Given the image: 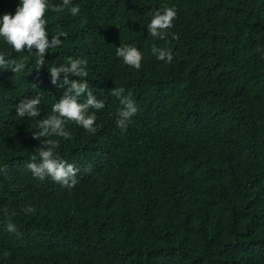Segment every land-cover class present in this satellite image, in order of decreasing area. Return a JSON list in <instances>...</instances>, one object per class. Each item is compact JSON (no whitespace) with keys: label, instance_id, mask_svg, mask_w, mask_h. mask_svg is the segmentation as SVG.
<instances>
[{"label":"trees","instance_id":"1","mask_svg":"<svg viewBox=\"0 0 264 264\" xmlns=\"http://www.w3.org/2000/svg\"><path fill=\"white\" fill-rule=\"evenodd\" d=\"M19 4L0 0V16ZM164 7L177 16L161 40L147 24ZM45 20L49 40L67 36L39 69L35 51L0 38V54L25 64L0 68V264H264V0H71ZM119 46L143 53L139 70L115 55ZM69 58L87 60L104 101L95 134L69 121L71 138L53 137L79 169L71 189L26 167L46 139L33 136L38 121L65 95L48 68ZM115 87L138 107L123 134ZM37 94L40 116L18 117L20 100Z\"/></svg>","mask_w":264,"mask_h":264},{"label":"clouds","instance_id":"2","mask_svg":"<svg viewBox=\"0 0 264 264\" xmlns=\"http://www.w3.org/2000/svg\"><path fill=\"white\" fill-rule=\"evenodd\" d=\"M71 0H62V4L50 5L48 0H20L15 15L5 13L0 16V38H3L16 53L36 54V68L45 65V53L50 49L61 46V37H66L67 33L57 30L48 38L46 30V12L51 8L52 11L62 12L70 4ZM72 15L79 13V7L73 6L70 9ZM150 23L147 24L148 33L153 38L164 40L168 36V30L173 26V21L177 16L174 7H164L163 10H155L152 14ZM175 36V34H173ZM178 39V37H175ZM152 54L160 61L171 63L173 53L170 48L156 47L151 49ZM115 55L121 58L124 64L139 70L143 59V53L133 46H119L116 48ZM87 60L83 58H69L66 64L48 68L51 81L58 87L65 88V95L52 106V115L38 121L34 138H46L41 140V146L35 149L30 157V162L26 164L34 178L41 181L51 178L53 181L69 189L77 184V174L79 169L73 164L68 163L58 157L56 147L57 139L65 140L71 138V133L67 129V122L71 121L82 127L88 133L96 132V111L104 107L103 100H97L93 95L92 89L87 81ZM0 68L11 70L14 73L22 72L25 68L23 62L16 59H6L4 54H0ZM61 76L63 77L61 79ZM76 76L80 79H69ZM33 87H36L33 85ZM86 93L85 99L81 102V97ZM119 99L121 108L118 109L116 126L125 133L132 122V117L138 112L136 102L130 94H124L123 88L115 87L110 93ZM42 96L37 94L31 98H24L16 105V115L20 118H38L41 114L40 105ZM7 165L0 166V174H6ZM26 214L34 213L35 209L26 207L22 209ZM9 233H17V226L9 219L7 224Z\"/></svg>","mask_w":264,"mask_h":264}]
</instances>
